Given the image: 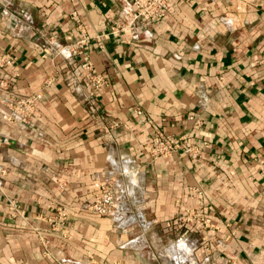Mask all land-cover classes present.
<instances>
[{"label": "crops", "instance_id": "1", "mask_svg": "<svg viewBox=\"0 0 264 264\" xmlns=\"http://www.w3.org/2000/svg\"><path fill=\"white\" fill-rule=\"evenodd\" d=\"M131 5L0 0V55L15 58L0 96L42 93L28 126L0 104V264H264V0H172L160 21L111 34ZM84 35L107 36L87 47L107 80L90 102ZM136 109L200 157L150 160ZM111 189L125 191L116 215L86 209ZM188 210L207 226H176Z\"/></svg>", "mask_w": 264, "mask_h": 264}, {"label": "built area", "instance_id": "2", "mask_svg": "<svg viewBox=\"0 0 264 264\" xmlns=\"http://www.w3.org/2000/svg\"><path fill=\"white\" fill-rule=\"evenodd\" d=\"M189 1V0H186ZM172 0H132L131 10L126 15L123 21L113 20L110 27V33L120 35L124 32H129L132 26L138 21L157 22L160 21L165 12L168 10ZM107 36H100L90 39L84 35L77 42L76 48L83 52V60L80 64L81 71L84 76L85 86L88 88V102L95 98L97 92L107 84L106 78L95 71L87 54V47L91 40L95 41L96 47H103V40ZM0 70L15 71V58L10 54L0 55ZM0 88L8 91L9 87L6 83H0ZM42 101V93L35 92L27 97H15L14 95L0 96V104L7 109V113L2 119L6 122L18 123L23 126L30 125L34 118L39 113V105ZM135 114L142 118L144 123L151 124L154 134L145 144V149L150 160L156 161L159 158H170L177 155H184L191 159L200 157V149L195 146L190 138L176 137L164 132L161 128L151 123V120L146 117L140 109L135 110ZM1 142L5 145L9 144L8 138H3ZM257 168L260 176L264 179V156L257 160ZM2 171L1 173H5ZM125 191L119 189H111L100 195H96L94 200L86 206V209L102 217H110L117 214L119 208V200L124 198ZM190 196L201 197L202 191L194 188L190 191ZM10 211L22 213L19 210L17 202L9 200ZM59 221L53 225V230L60 228L67 220V214L64 210H58ZM174 223L176 226L181 225H198L207 226L202 211L188 210L177 214ZM90 264H99L96 261H90Z\"/></svg>", "mask_w": 264, "mask_h": 264}, {"label": "rangeland", "instance_id": "3", "mask_svg": "<svg viewBox=\"0 0 264 264\" xmlns=\"http://www.w3.org/2000/svg\"><path fill=\"white\" fill-rule=\"evenodd\" d=\"M190 226H196V225H190ZM202 227V226H201Z\"/></svg>", "mask_w": 264, "mask_h": 264}]
</instances>
